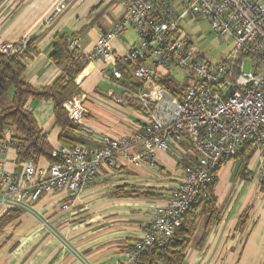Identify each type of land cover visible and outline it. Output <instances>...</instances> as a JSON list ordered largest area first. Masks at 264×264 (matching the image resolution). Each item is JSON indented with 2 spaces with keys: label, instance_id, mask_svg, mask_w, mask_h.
<instances>
[{
  "label": "crops",
  "instance_id": "obj_1",
  "mask_svg": "<svg viewBox=\"0 0 264 264\" xmlns=\"http://www.w3.org/2000/svg\"><path fill=\"white\" fill-rule=\"evenodd\" d=\"M59 3L63 8L55 13ZM124 14L115 0H0V43L32 38L35 51L25 62L23 78L33 87H44L65 68L50 59L56 35L76 37L79 52L85 54ZM138 41L135 29H126L110 40L109 57L86 61L75 78L76 95H84L88 110L85 119L99 132L130 134L146 119L137 98L142 85L131 77L133 63L124 58ZM112 67L121 70L122 80L112 77ZM12 94L9 90L0 97V110L11 104ZM117 96L121 103L114 100ZM27 108L50 145L61 144L62 127L55 122L52 100L30 98ZM82 138L88 145L98 143L97 137ZM138 150L130 149L115 167H99L95 184L72 198L67 208L62 204L69 192L53 191L0 225V264H124L125 251L143 236L154 208L181 182L186 168L179 160L189 152L184 145L156 150L150 168L144 161H131ZM36 162L49 163L44 157ZM24 165L14 144L0 150V169L21 174ZM243 167L239 158L219 164L213 185L217 215L211 220L206 213L197 214L184 264H264V175L258 173L255 152L245 174ZM3 191L0 185V195ZM9 208L0 204V219Z\"/></svg>",
  "mask_w": 264,
  "mask_h": 264
},
{
  "label": "built area",
  "instance_id": "obj_2",
  "mask_svg": "<svg viewBox=\"0 0 264 264\" xmlns=\"http://www.w3.org/2000/svg\"><path fill=\"white\" fill-rule=\"evenodd\" d=\"M125 14L112 27L101 33L88 53L79 52L76 59L107 58L112 54L110 40L133 28L139 44L130 45L124 55L133 63L131 77L140 82L137 98L146 110V119L130 134L99 132L85 119L88 112L84 95L64 101L68 119L75 132L84 137H97V144H59L52 149L56 160L42 166L25 161L21 174L0 169L4 191L0 204L29 211L28 202L53 191L67 190L62 204L67 208L72 198L92 187L99 167H115L130 149L139 148L131 158L155 166L156 150H178L188 142L196 162L184 172L179 184L154 208L153 217L140 239L125 251L124 264H130L146 249L167 244L181 225L182 216L192 204L206 196L216 181L219 164L240 155L250 143L257 154L258 173L264 175V0H187L179 10L167 0H115ZM63 8L55 6L57 13ZM205 17L211 29L233 40L231 55L212 65L195 54L185 36L178 33V23L188 15ZM29 36L0 43V53H21ZM78 39L70 48L78 49ZM245 57L254 60L253 70H243ZM179 71L191 79L180 97L172 94L159 81ZM174 72V74H173ZM111 75L122 80L121 70L112 67ZM114 100L121 103L120 98ZM0 140V150L13 144V129L7 127ZM123 264V263H116Z\"/></svg>",
  "mask_w": 264,
  "mask_h": 264
},
{
  "label": "trees",
  "instance_id": "obj_3",
  "mask_svg": "<svg viewBox=\"0 0 264 264\" xmlns=\"http://www.w3.org/2000/svg\"><path fill=\"white\" fill-rule=\"evenodd\" d=\"M73 38L76 37L73 36ZM73 38L64 34L54 37L50 59L56 64H65V68L51 85L44 87H33L23 78L25 62L32 57L35 51L32 38L27 39L25 49L21 53L11 55L0 53V97L9 90L13 92L11 104L0 110V140L4 138V129L12 128V141L21 161L32 159L36 162L39 157H44L49 163L56 160L52 155L53 146L50 145L45 133L38 127L31 111L27 108V102L30 98L52 100L55 122L62 127L59 136L60 142L69 146L76 143L88 144V140L73 132L76 126L68 119L63 106L64 101L78 93L75 78L85 64L76 59L79 50L70 48V41ZM159 83L176 96L182 94L187 86L174 81L171 76L162 78ZM183 145L189 152L187 155H182L179 162L183 163L187 169L196 162L197 156L188 142H184ZM253 152V146L247 143L240 155L230 159L239 158L242 160L244 163L242 169L245 174V164ZM218 168L219 166L216 171ZM213 185L208 188L206 196L199 203L190 205L185 211L180 227L176 229L172 239L167 244L144 250L139 258L130 264H184L186 247L193 234L197 214L199 212L206 213L211 220L217 215L218 209ZM21 211L15 207L9 208L1 217L0 225L8 223Z\"/></svg>",
  "mask_w": 264,
  "mask_h": 264
},
{
  "label": "rangeland",
  "instance_id": "obj_4",
  "mask_svg": "<svg viewBox=\"0 0 264 264\" xmlns=\"http://www.w3.org/2000/svg\"><path fill=\"white\" fill-rule=\"evenodd\" d=\"M178 9L186 4L187 0H167ZM178 33L185 36L193 45L195 54L214 65L223 61L231 55L234 45L232 39H226L223 35L215 33L209 21L200 14L188 15L178 23ZM254 60L245 57L243 59V70L250 72L253 70ZM176 78L180 84L188 85L191 79L187 77L186 71H179Z\"/></svg>",
  "mask_w": 264,
  "mask_h": 264
}]
</instances>
